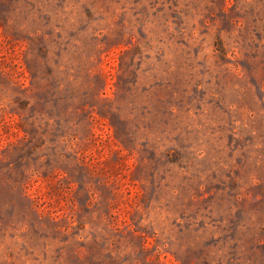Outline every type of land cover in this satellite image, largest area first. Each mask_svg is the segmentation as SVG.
Here are the masks:
<instances>
[{
  "label": "rangeland",
  "instance_id": "obj_1",
  "mask_svg": "<svg viewBox=\"0 0 264 264\" xmlns=\"http://www.w3.org/2000/svg\"><path fill=\"white\" fill-rule=\"evenodd\" d=\"M0 264H264V0H0Z\"/></svg>",
  "mask_w": 264,
  "mask_h": 264
}]
</instances>
